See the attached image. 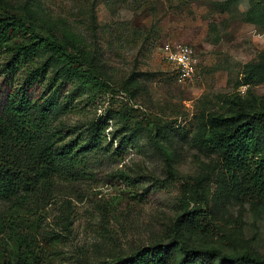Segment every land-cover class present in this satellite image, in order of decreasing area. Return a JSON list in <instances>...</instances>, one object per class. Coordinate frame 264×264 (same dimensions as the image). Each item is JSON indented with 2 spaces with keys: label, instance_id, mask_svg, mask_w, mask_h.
<instances>
[{
  "label": "rangeland",
  "instance_id": "1",
  "mask_svg": "<svg viewBox=\"0 0 264 264\" xmlns=\"http://www.w3.org/2000/svg\"><path fill=\"white\" fill-rule=\"evenodd\" d=\"M0 7L79 43L104 85L84 94L67 85L55 99L56 124L84 129L102 118L104 145L117 134L113 149L121 136L131 141L121 155L83 153L28 200L0 199V264L127 255L167 241L177 215L198 208L210 232L185 227L189 245L264 257V202L227 194L218 152L199 143L211 115L241 100L264 102V73L252 69L264 61V0H0ZM166 43L194 49L193 80L176 81ZM51 67L66 73L60 61ZM248 71L256 75L250 82Z\"/></svg>",
  "mask_w": 264,
  "mask_h": 264
},
{
  "label": "trees",
  "instance_id": "2",
  "mask_svg": "<svg viewBox=\"0 0 264 264\" xmlns=\"http://www.w3.org/2000/svg\"><path fill=\"white\" fill-rule=\"evenodd\" d=\"M40 53L47 56L39 60ZM53 59L63 64L65 74L51 67ZM254 67L262 78L264 61ZM96 72L79 43L58 37L52 28L0 7V77L5 86L0 92V199L28 200L54 177L65 173L63 167L71 171L76 168L83 153L113 149L118 134L104 145L107 122H101L102 118L87 122L84 129L62 128L54 118L55 99L67 85L68 92L75 89L79 94H84L86 88L101 91L104 85ZM255 77L248 71L247 82ZM234 105L227 114L207 119L199 129V143L218 152L217 168L223 174L227 194L262 203L264 102L241 100ZM152 139L165 152L157 134ZM118 144L114 156L121 155L120 147L127 148L131 141L124 135ZM185 227L210 232L202 209L185 211L175 218L167 241L91 264H170L176 252L172 264H264V257L248 250L231 254L218 246L193 247L182 237ZM37 263L36 259L22 260V264Z\"/></svg>",
  "mask_w": 264,
  "mask_h": 264
},
{
  "label": "built area",
  "instance_id": "3",
  "mask_svg": "<svg viewBox=\"0 0 264 264\" xmlns=\"http://www.w3.org/2000/svg\"><path fill=\"white\" fill-rule=\"evenodd\" d=\"M166 60L175 66V79L178 83L191 81L195 77L197 64L194 49L185 43H166L164 46Z\"/></svg>",
  "mask_w": 264,
  "mask_h": 264
}]
</instances>
